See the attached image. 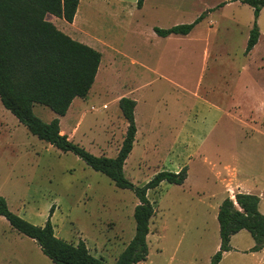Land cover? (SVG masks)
Listing matches in <instances>:
<instances>
[{
    "label": "rangeland",
    "instance_id": "1",
    "mask_svg": "<svg viewBox=\"0 0 264 264\" xmlns=\"http://www.w3.org/2000/svg\"><path fill=\"white\" fill-rule=\"evenodd\" d=\"M120 1L123 6L117 7V11L93 5L87 20L77 26L47 17L59 30L64 29L65 34L84 44L102 50L106 49L105 44L123 52L133 45L140 51L153 50L156 57L151 63L153 72L146 73L142 80L144 58L131 60L117 51V64L110 65L109 83H102L105 58L87 97L76 99L59 118L62 133L66 136L71 133L70 140L94 156L115 157L127 127L116 100L124 91L138 89L135 123L139 136L125 162L127 165L123 166L124 177L141 186L158 172H173V166L184 164L187 155L195 180L205 159V167L218 171L223 179L230 180L235 171L238 181L249 190L247 193L260 198L259 210L264 215V106L257 104L256 95L249 101L241 95L244 82L264 84V7L256 21L261 35L258 46L245 56L253 9L239 0H146L151 9H144L142 4L141 12L136 9L137 0ZM207 11L208 20H213L216 28L209 42H178L177 37L156 40L151 34L152 24L164 29L188 24L195 15L206 16ZM120 13L123 16L119 18ZM205 27L203 24L202 29ZM198 33L195 31L191 39L196 40ZM179 45L184 52H178ZM206 46L219 54L220 59L214 70L209 66L197 96ZM169 83H180L185 91L177 92L179 105L171 104L174 91ZM178 113L185 119L186 133L173 143L177 136L167 124L178 127L181 123ZM33 114L45 123L55 117L40 105L33 107ZM150 119L158 128L149 136V144H145L140 133L146 131ZM154 140L160 143L156 148L152 146ZM211 174L215 176L214 172ZM166 185L149 193L153 209L157 210L153 224L156 232L147 239L145 264H210L219 240L218 226L215 229L210 222L208 230L201 233L202 239L196 238L194 243L190 237L198 232L192 226L187 230L186 226L194 220L196 200ZM227 188L236 194V188L242 187L227 182ZM0 197L9 211L36 226L46 222L52 209L50 222L55 236L67 243L84 242L91 255L107 264L115 262L134 236L135 195L116 188L105 175L92 170L75 154L61 152L31 135L1 103ZM235 240L238 248L253 244L246 231ZM0 264L52 262L33 240L16 232L0 216ZM220 264H257V261L231 253Z\"/></svg>",
    "mask_w": 264,
    "mask_h": 264
},
{
    "label": "trees",
    "instance_id": "2",
    "mask_svg": "<svg viewBox=\"0 0 264 264\" xmlns=\"http://www.w3.org/2000/svg\"><path fill=\"white\" fill-rule=\"evenodd\" d=\"M253 9V22L244 54L255 46L259 37L257 18L264 0H239ZM143 0H137L140 8ZM79 0H0V103L26 129L61 152H71L92 170L105 175L116 188L130 190L138 204L133 209L135 232L113 264H137L148 255L146 238L149 221L154 214L147 199L148 190L161 182L181 185L186 178V167L179 172L161 171L147 183L136 186L123 175L125 160L135 140V101L128 97L118 100V108L127 127L113 158L94 156L83 147L61 134L59 118L68 111L73 99H85L93 85L101 54L96 49L72 39L59 30L47 17H56L72 23ZM208 12V11H207ZM205 17L200 14L188 24L167 29L153 28L156 35H187ZM44 106L55 114L48 123L33 114V107ZM33 225L8 210L0 197V216L19 234L33 240L52 264H107L90 254L85 243H67L54 234L50 222ZM219 248L210 264H218L225 252L231 250L230 238L241 230L253 239L251 252L264 247V215L259 211V197L238 192L225 198L217 212Z\"/></svg>",
    "mask_w": 264,
    "mask_h": 264
},
{
    "label": "crops",
    "instance_id": "3",
    "mask_svg": "<svg viewBox=\"0 0 264 264\" xmlns=\"http://www.w3.org/2000/svg\"><path fill=\"white\" fill-rule=\"evenodd\" d=\"M236 1H238V0H236ZM96 4H99L103 9L111 8V9H115L116 11H117V7H122L123 6V2L120 1V0H79V3H78L77 10H76L75 16L73 18V21H72V23H69V24L71 26H73V25L77 26L78 22H83V21L87 20L88 10L93 5H96ZM142 4L144 5L143 7H145L144 9H146V7L148 9L150 8L147 5V1L146 0H143ZM225 4L226 3H223V6ZM136 9L140 10V12H141L142 11V5H141L140 8H137V6H136ZM144 9H143V11H144ZM199 15H195L194 18L191 19V22L193 20H195ZM208 15H209V12H207V15L200 22H198L194 26L192 31L189 34H187V35L171 34V35L166 36V37H160V36L156 35L154 33V31H153V28H155L157 26H153V24H152L151 27H149V28L151 30V34H152V32L154 33L155 36L153 34L152 35H153V37H155L156 40H158V39H168L170 37H174V38L177 37V38H179V39H177V40H179L178 42H186V43L209 42L208 38L211 36V34L214 32V30L216 28L214 29L215 22L213 20H208L209 19ZM118 16L120 18L123 15H122V13H120ZM203 24H205L206 27L202 29V25ZM157 28H159V27H157ZM159 29H164V28H159ZM165 29H167V28H165ZM200 29H202V31H200ZM61 30L66 33V31L64 29H61ZM197 30L199 31L198 36L195 38L196 40H192L191 37L195 33V31H197ZM69 34H71V33H69ZM152 35H151V37H152ZM260 36L261 35H260V32H259L258 40H259ZM149 39H150V37H149ZM258 40H257V43L255 44V46L245 56L249 55L254 50V48L256 46H258ZM97 44H99V42H97ZM101 44L103 45V43H101ZM88 46L96 49L101 54V60H100V63H99V67H98L97 74L95 76L94 82H96V80L98 78V75H99L100 68H101V66L103 64L104 59L106 58V60L104 62L107 65V67H106V65H103V68H104L105 72H104V76L101 78V81H102V83H109L108 82L109 81L108 77H110L111 74H112V71H111L112 70V68H111L112 66L110 67V65L117 64V60H116L117 51L120 52L124 57H127V58H129L131 60H134L135 59L134 57H136V58H144V62H145V65H144L145 71L144 72L145 73L142 75L143 76L142 80H143V78H144L146 73H152L153 72L152 71L153 68L151 66V63L154 62V59L156 57H155L154 51L151 50V49H147L146 51L145 50L144 51H140L135 46L130 45V47H128L127 51H129V50L131 51L132 50V52L128 53L127 51L123 52V51H121L119 49L115 50V48L106 47L105 44L103 45V47L106 48L105 50H102L101 48H99V46H95V45H93V46L88 45ZM207 46H209V43H208ZM207 46L204 47V49H203L202 74H201L200 79H199V81L197 83V87H198L197 96H199V90L203 86L204 75L206 74L207 70L209 69V66L211 67V71L214 70L215 66L218 65V62H219V59H220L219 54L212 53L207 48ZM181 47L182 46H180V45L176 47V49L178 50L179 53L184 52ZM104 54H105L106 57H104ZM210 60H212L211 63H210ZM244 83L242 84V91H241L242 98L246 99V101H249V98L251 96H255L256 95L257 104L262 103L263 106H264V84H262L260 82H257V81L244 82ZM169 84L171 85V87H170L171 90L174 91L173 92L174 95L170 97L171 98V104L179 105L181 100H180V95L177 92H178V90H182L183 92H185V91H184L183 88H181V84L180 83H175V84L169 83ZM141 86L142 85H140V87H139L140 90L143 89V88H141ZM208 88H209L210 91H212L213 87L210 86ZM175 89H176V91H175ZM255 90H256V92H255ZM137 93H138V89H135V90L134 89H130L127 92L124 91L123 93H121V96H119V98L116 100L117 104H118V100L123 97V94L124 95L126 94L128 96V98H131V99H133L135 101V103H136L135 107H137V105H138V101L136 99V94ZM76 99H78V98L73 99L72 103L75 102ZM72 103H71V105H72ZM71 105L69 107H71ZM237 107L239 108L240 106H237ZM260 108L263 109V107H260ZM135 111H136V109H134V119H135ZM177 116H178V119L181 120V123L178 124V127H173L172 128L171 126H169V124H167V126L170 127L168 129L169 130L171 129L173 131V133H175V136H177V139H174L173 143L174 142H179V140L181 139V136H184V134L186 133V130H185L184 126H183L185 119L180 117L179 113H178ZM135 125H136V133H135V140H134V143H133V147L138 142V136H139V126L137 125V123H135ZM156 128H158V124L155 125L152 122V120L150 119L149 120V125H148L146 131H144V133H142V132L140 133V136H142L141 141L142 142L144 141L145 144H149V142H148L150 140L149 136L154 131H157ZM61 134H63L62 131H61ZM144 136H147V138L145 139ZM67 137L70 140L72 138V134L69 133V135H67ZM143 138H144V140H143ZM152 142H153L152 146L154 148L158 147L159 144H160L158 142V140L157 141L154 140ZM186 157H187V155L184 156V158L187 159V161H185L184 164H175L173 166L174 167V169H173L174 173L179 172V170L182 167H186V178H185L184 182L181 185H174V184H168L166 182H161L159 184V186L156 187L155 189L148 190L147 193H146V196H147V199L151 202L152 200H150V198H149V193L152 192V191L155 192L158 188L163 186L164 183H166L167 184L166 186H174V187H176L177 190H182L183 193L185 194V196H188L190 198H194L196 200V204L194 205V220L192 222H190V225H188L186 227H187V230H188L192 226L193 229L198 232L197 236L190 237V239L193 238L194 243H195L196 238H197L198 241H200L202 239L201 233H202V231H207L208 230V228L210 227V225H209L210 222H213L215 224V229H216V226H218V223H217V212H218L219 205L221 204V202L227 196L230 197V198H233L234 194L232 193V191L230 189L227 188V182L234 183L236 185L237 184L241 185V187H242L241 189H237L236 188L237 193L238 192L247 193L249 190L247 189L246 186H244V184L241 181L240 182L238 181V179L236 178L237 175L235 174V171L230 175V180L229 179H223L218 171L215 172L211 168L208 170L205 167L204 164H207V160L205 161V159H203L202 163H201V167L203 168V170L198 172V178L197 179L192 180L193 170H192L191 166L189 165V158L188 157L186 158ZM198 158H199V156H198ZM127 160L128 159H126L125 162H127ZM198 160L200 161V159H198ZM126 165L127 164L124 163V166H126ZM211 172H214L215 176H213L211 174ZM209 175H210V177H208ZM166 188H171V187H166ZM137 204H138V201L135 204V206ZM259 204H260V198H259ZM167 210H168V212L170 211L169 205L167 207ZM156 213H157V210L154 209V214H153V216L151 217V219L149 221V233L147 235L146 242H147V239L149 238V236L152 234V232H156V230H155L156 228H154L155 226H153L154 222H156V220H155ZM164 229H165V227L163 226L162 233H164ZM183 231H185V228H184ZM243 231H245V230H241L238 233H236L235 235L231 236L230 242H229L231 250L228 251V252H225L222 255V258H221V260H220V262L218 264H220L222 262V260H223V258L225 256H227L228 254H231V253H237V254H240L241 256H249L251 258H254L257 261V264H264V247L261 250L257 251V252H251L250 249L253 247L254 242H253V244L251 246H247L246 248H238L236 246V244H234V243H237L235 238ZM185 234L186 233H183L182 236L185 237ZM161 237L166 239V235H164V234H162ZM218 248H219V240L216 241L213 251L216 252L218 250ZM147 257H148V255H147ZM147 260L148 259L146 258V260L144 262H139L137 264H145ZM170 260H173V259L170 258Z\"/></svg>",
    "mask_w": 264,
    "mask_h": 264
}]
</instances>
